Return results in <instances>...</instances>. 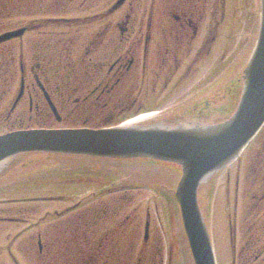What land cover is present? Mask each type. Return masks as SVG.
<instances>
[{
  "label": "flooded vegetation",
  "instance_id": "af4514ba",
  "mask_svg": "<svg viewBox=\"0 0 264 264\" xmlns=\"http://www.w3.org/2000/svg\"><path fill=\"white\" fill-rule=\"evenodd\" d=\"M106 1L108 5H96L104 11L98 8L83 18L63 16L77 12L75 2L83 8L88 0H65L62 17L54 15L52 9L39 16L32 12V24L26 31L32 41L0 44V134L2 130L101 129L130 123L142 113L156 111L153 109L164 103L162 99L150 103L151 97L172 90L169 85L174 79H186L195 69L203 71L200 65L212 52L217 12L225 18L230 6H237L239 0H125L117 7L120 0ZM251 1L243 0L249 12H258L255 0ZM252 21H256L254 14ZM18 28L5 29L3 24L0 34ZM235 57L231 61L238 74L241 63ZM223 71L215 72L212 81V74L200 77L199 88L192 96H203L173 111L192 108L197 118L228 117L239 88L230 85V79H221ZM220 79V84H214ZM255 141L262 162L250 170L251 174L240 160L212 179L206 189V210L202 211L210 225L217 264H264V128ZM245 180L250 183L248 187L243 185ZM222 183H226L225 214L219 218L215 200L219 199ZM223 223L227 224L229 241ZM38 236L44 240L41 234ZM83 236L78 233L79 238L63 240L66 245L75 241L76 246L80 241L89 247L90 240H83ZM114 237L106 244V237L94 234L92 243H97L96 256H100L97 264H111L102 262V254L111 262L124 256L125 249L122 245L116 248ZM53 245L45 242L44 248L40 243V251L50 253ZM40 258L43 260V255Z\"/></svg>",
  "mask_w": 264,
  "mask_h": 264
},
{
  "label": "rangeland",
  "instance_id": "374dc122",
  "mask_svg": "<svg viewBox=\"0 0 264 264\" xmlns=\"http://www.w3.org/2000/svg\"><path fill=\"white\" fill-rule=\"evenodd\" d=\"M63 4L65 0H0V29L3 24L5 29L30 24L32 12L33 15L39 16L47 9H52L54 15L62 17ZM97 4L101 7L108 5L109 2L88 0L83 8L78 7L75 2L74 9L77 12H74V17L89 16L99 8ZM235 5L237 6H230L231 10L226 12L225 18H221L222 12H217L215 17L217 23L214 20L212 28V52L207 54L200 65V68L204 67L203 71L195 69V73L186 79L182 77L174 79L169 85V88L170 86L172 88L168 90L171 91L169 95L166 96L168 91H165L164 96L159 93L149 99L150 103L160 99L164 103L163 107L153 109L156 110L154 112H158L157 117L164 121L167 117L169 119L175 117L178 115V112L173 111L176 107L203 96V93L196 97L192 96L199 88L200 77H210L212 74L210 77L212 81L216 77L214 73L221 72L224 68L221 79L224 77L231 81L232 76L237 73L235 64H232L234 60L232 57L238 55L242 62L245 61V56L249 57L247 50L252 49L253 39L249 41L245 54L244 50L242 53L240 51L245 42L255 34L253 12H249V5L243 0H239ZM255 5H258L259 9V1L255 2ZM99 9L101 12L104 11ZM235 9H239L238 12H235ZM126 10L127 8L122 10V13ZM254 15L258 16L259 12H255ZM99 26L96 24V27ZM154 30L158 32L157 26ZM24 41L31 42V34H26ZM30 59L32 63V56ZM221 79L214 84L217 82L220 84ZM148 106L150 108L151 105ZM145 114L142 113L140 116ZM5 131L2 130V133ZM257 146V141H254L242 157L241 165L243 168L245 166L244 170L250 174V170L262 162L257 155L259 153ZM57 159L59 160L44 156L35 157L33 160L35 166H32V157H26L27 166L21 165L11 174L15 180L10 184H0V220L8 218L22 220L19 223L0 221V264H14L9 256V250L15 257L17 255L20 257L21 264H96L97 247L95 243L92 244L94 234L89 236L91 245L88 249L80 244V241L78 244L76 242V246L75 241H68V245L65 244L66 239L79 238L77 227L91 233L95 229L92 228V223L103 224L101 236L106 237L104 240L106 244L110 242L112 235H115L116 248L122 245V249H125L124 256L117 257L115 262H111L110 258L101 257L102 262L107 260L111 264H193L173 193L174 180L179 177L178 171L156 166L155 170L148 171L147 177L143 178L142 161L121 162L123 164L115 166L114 162ZM135 182L142 185L139 190L113 193L111 196L105 194L113 188L127 186L121 184L131 186ZM225 184L222 183L219 199L215 200L219 218L225 214ZM243 185L248 187L250 183L245 180ZM93 195L96 198L103 196L97 201L91 199L90 196ZM123 205L126 206L125 209L117 207ZM105 211L107 213H104ZM147 215H150V229L149 237L145 241ZM223 225L225 239L228 240L227 224ZM32 229L35 230L33 238ZM39 234L44 238L43 243L50 241L54 243L50 253L45 250L39 251ZM60 234L65 235L59 239L56 235ZM110 249H113V246ZM39 255H43V260Z\"/></svg>",
  "mask_w": 264,
  "mask_h": 264
},
{
  "label": "water",
  "instance_id": "95a60500",
  "mask_svg": "<svg viewBox=\"0 0 264 264\" xmlns=\"http://www.w3.org/2000/svg\"><path fill=\"white\" fill-rule=\"evenodd\" d=\"M7 34L0 42L15 37ZM264 123V0L255 50L244 71L238 108L225 123L209 128L148 126L104 130L20 131L0 137V169L27 153H59L96 158H153L179 165L183 175L176 199L195 264H215L198 191L230 164Z\"/></svg>",
  "mask_w": 264,
  "mask_h": 264
},
{
  "label": "bare ground",
  "instance_id": "6f19581e",
  "mask_svg": "<svg viewBox=\"0 0 264 264\" xmlns=\"http://www.w3.org/2000/svg\"><path fill=\"white\" fill-rule=\"evenodd\" d=\"M236 110H237V109H233L232 112L235 113ZM145 164H146V163H144V167H145V169H143V170H144V173H146V172L148 171V170H146V169H148V168H146ZM157 167H160V164H159V163L157 164ZM149 170H152V169L150 168Z\"/></svg>",
  "mask_w": 264,
  "mask_h": 264
}]
</instances>
